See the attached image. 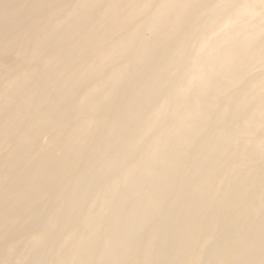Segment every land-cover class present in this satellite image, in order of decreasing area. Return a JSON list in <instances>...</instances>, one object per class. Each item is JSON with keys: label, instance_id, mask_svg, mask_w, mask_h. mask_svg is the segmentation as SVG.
I'll return each mask as SVG.
<instances>
[{"label": "bare ground", "instance_id": "obj_1", "mask_svg": "<svg viewBox=\"0 0 264 264\" xmlns=\"http://www.w3.org/2000/svg\"><path fill=\"white\" fill-rule=\"evenodd\" d=\"M0 264H264V0H0Z\"/></svg>", "mask_w": 264, "mask_h": 264}]
</instances>
